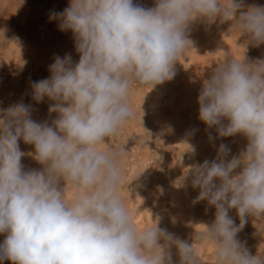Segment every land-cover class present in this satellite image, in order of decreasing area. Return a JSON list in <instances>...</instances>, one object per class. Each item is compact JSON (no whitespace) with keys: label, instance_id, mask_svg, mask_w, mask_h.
<instances>
[{"label":"clouds","instance_id":"clouds-1","mask_svg":"<svg viewBox=\"0 0 264 264\" xmlns=\"http://www.w3.org/2000/svg\"><path fill=\"white\" fill-rule=\"evenodd\" d=\"M49 21L72 34L79 59L55 56L49 76L30 83L33 101L50 102V122L33 120L23 102L0 108V264H201L193 245L205 239L214 264H264V252L253 254L238 238L248 218L264 221V54L247 56L249 47L264 46V5L68 0ZM225 22L243 37V53L236 59L226 52L202 80L198 119L214 130L210 143L235 136L246 143L235 154L220 143L211 161L190 165L179 178L177 187L198 189L193 203L215 209L189 243L161 227L159 213L150 212V225L134 223L118 193L124 145L114 148L109 138L132 119L130 86L152 90L172 80L175 64L193 48L194 27ZM20 142L32 151H21ZM25 156L40 167L25 170Z\"/></svg>","mask_w":264,"mask_h":264},{"label":"rangeland","instance_id":"rangeland-1","mask_svg":"<svg viewBox=\"0 0 264 264\" xmlns=\"http://www.w3.org/2000/svg\"><path fill=\"white\" fill-rule=\"evenodd\" d=\"M133 2L144 7L153 6V0ZM245 2L264 5V0ZM67 5L68 0H0V108L23 102L31 105L32 119L37 122H50L55 117V113L48 112L49 101L37 104L31 99L30 83L49 76L48 67L55 56L70 54L73 62L79 59L72 34L59 31L57 23L49 21L50 12H60ZM229 28L230 22L210 27L195 26L190 37L194 49L189 48L179 58L172 80L152 90L135 84L130 86L128 104L133 113L132 119L109 138V143L114 148L124 145L125 151L118 161L123 173L118 193L133 213L138 227L152 223L150 212L159 213L161 227L192 243V236L195 239L204 232V226L199 223L208 224L214 219V208L208 207L204 201L193 203L198 189L177 185L187 167L205 159L211 161L220 143L229 145L233 154L246 143L240 136L214 139L210 143L208 136L215 137V132H206L205 125L198 119L197 98L202 80L207 78L226 52L236 59L243 53V47L238 45L243 42V37L238 39ZM262 54L264 46L249 47L247 51V56L252 58ZM185 142L195 148L194 154L186 152L190 149ZM30 147L20 142L21 151L30 152ZM100 147L103 149L104 145ZM21 164L25 170L40 167L29 156L22 157ZM140 173L139 179L131 184ZM229 214L238 224L235 210ZM171 217L176 218L175 224L171 222ZM253 219L248 218L238 238L246 241L253 254L256 251L262 253L264 221ZM3 239L4 235H0V241ZM193 247L201 264H214V249L206 239L194 243ZM209 250L213 251L205 258L204 254ZM173 254L175 259L174 249ZM3 264L11 262L5 260Z\"/></svg>","mask_w":264,"mask_h":264},{"label":"bare ground","instance_id":"bare-ground-1","mask_svg":"<svg viewBox=\"0 0 264 264\" xmlns=\"http://www.w3.org/2000/svg\"><path fill=\"white\" fill-rule=\"evenodd\" d=\"M24 27V26H23ZM73 48V47H72ZM65 49V48H64ZM28 51V50H27ZM4 53V52H3ZM70 53V52H69ZM7 64H8V62H7ZM6 64V66H8ZM9 86V85H8ZM30 91V90H29ZM32 104V103H31ZM177 109V108H176ZM37 110V109H36ZM162 110V109H161ZM175 111V110H174ZM42 120H43V118H42ZM205 137V136H204ZM209 142V141H208ZM30 147V146H29ZM31 148V147H30ZM200 148V147H199ZM212 148V147H211ZM209 149V148H208ZM27 151V150H26ZM28 157V156H27ZM23 159H25V158H23ZM27 161V160H26ZM29 161V160H28ZM26 165V164H25ZM28 167V166H27ZM26 166H25V168H27ZM184 167V166H183ZM185 168V167H184ZM28 169V168H27ZM31 169V168H30ZM192 217V216H191ZM178 225V224H177ZM181 227V226H180ZM174 230V229H173ZM189 231V230H188ZM184 239V238H183ZM213 250H209V251H206V255L204 254V257L205 256H208L211 252H212ZM206 258V257H205ZM214 260V259H213Z\"/></svg>","mask_w":264,"mask_h":264}]
</instances>
